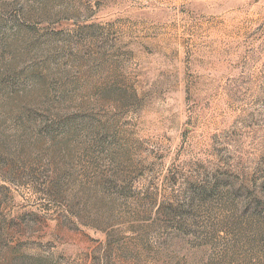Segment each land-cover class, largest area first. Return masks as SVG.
I'll use <instances>...</instances> for the list:
<instances>
[{"label": "rangeland", "instance_id": "374dc122", "mask_svg": "<svg viewBox=\"0 0 264 264\" xmlns=\"http://www.w3.org/2000/svg\"><path fill=\"white\" fill-rule=\"evenodd\" d=\"M0 264H264V0H0Z\"/></svg>", "mask_w": 264, "mask_h": 264}]
</instances>
